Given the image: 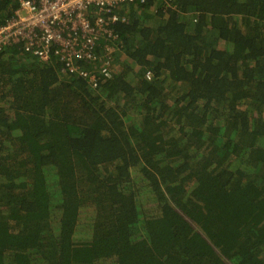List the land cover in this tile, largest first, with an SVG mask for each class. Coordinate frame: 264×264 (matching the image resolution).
<instances>
[{"label": "trees", "instance_id": "trees-1", "mask_svg": "<svg viewBox=\"0 0 264 264\" xmlns=\"http://www.w3.org/2000/svg\"><path fill=\"white\" fill-rule=\"evenodd\" d=\"M119 15L96 88L0 52V264H264V0Z\"/></svg>", "mask_w": 264, "mask_h": 264}, {"label": "built area", "instance_id": "built-area-1", "mask_svg": "<svg viewBox=\"0 0 264 264\" xmlns=\"http://www.w3.org/2000/svg\"><path fill=\"white\" fill-rule=\"evenodd\" d=\"M146 1L18 0L13 14L0 21V52L16 47L45 63L59 59L64 72L88 78L96 88L100 75L111 76L110 53L115 49L105 43L117 39L111 24L126 19L119 15L126 5ZM94 60L95 69L84 68V63Z\"/></svg>", "mask_w": 264, "mask_h": 264}]
</instances>
